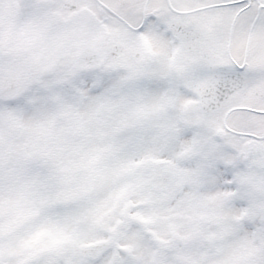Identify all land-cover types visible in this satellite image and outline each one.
I'll use <instances>...</instances> for the list:
<instances>
[{
  "label": "snow or ice",
  "instance_id": "6c2138e0",
  "mask_svg": "<svg viewBox=\"0 0 264 264\" xmlns=\"http://www.w3.org/2000/svg\"><path fill=\"white\" fill-rule=\"evenodd\" d=\"M0 264H264V0H0Z\"/></svg>",
  "mask_w": 264,
  "mask_h": 264
}]
</instances>
